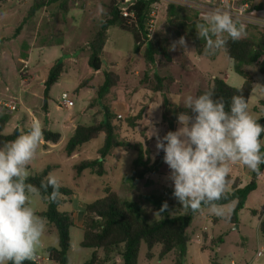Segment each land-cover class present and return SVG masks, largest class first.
<instances>
[{
  "label": "rangeland",
  "instance_id": "rangeland-1",
  "mask_svg": "<svg viewBox=\"0 0 264 264\" xmlns=\"http://www.w3.org/2000/svg\"><path fill=\"white\" fill-rule=\"evenodd\" d=\"M39 1L45 5L31 13L37 0H0V106L7 104L17 107L12 112L7 108L2 109L8 117L3 134L10 135L16 129L20 134L27 132L33 122H38L42 130L61 134L60 142L56 145L41 140L27 167L28 177L46 169L54 173L61 186L72 192L66 197L60 211L73 217L77 210H81L77 223L84 221L86 205L105 197L107 190L123 200L137 203L149 222L167 215L173 216L177 212L187 213L186 208L175 204L178 201L173 197L170 169L163 161L164 152H157L156 137H150L151 129L154 127L161 138L164 136V124L160 119L165 98L169 105L184 107V97L189 94L196 96L199 90H207L215 77L226 76V83L233 87L243 85V77L234 71L226 50L220 48L212 55H199L196 48L203 49V43L195 44L189 40L181 27L167 17L163 6L156 32H166L171 39L170 61L158 57L156 64H148L143 50L140 53L135 51L132 34L114 26L108 30L102 71L95 73L88 65L89 45L101 27L110 0H69L68 12L60 6L66 0ZM256 2L264 5V0ZM247 29V37L257 38L264 32L263 29ZM182 36L186 47L178 44ZM57 60L63 62L64 71L60 81L49 91L46 112L43 108L44 82ZM263 61L264 56L257 64L246 68L257 76V85L249 102V112L255 119L264 114V105L260 103L264 101V93L258 90V85L264 86V74L259 72ZM105 71L116 73L119 82L108 94L99 98L98 89L105 82ZM145 74H151L152 79L154 74L172 76L176 81L170 87L169 94L143 93L141 84L148 89ZM64 92L74 102L71 109L60 106ZM125 105L130 107V113ZM144 109L146 118L142 121ZM106 111L113 116L118 138L130 146L116 148L110 153L103 162L102 176L95 172L97 168L78 173L76 166L82 161L99 158L104 135L68 155L65 147L74 131L67 120L73 118L76 125H91L104 120ZM138 114L142 118L135 127H130L128 120ZM262 143L264 145V139ZM139 156L148 166L157 167L158 170L134 186L129 176ZM236 164L230 165L229 174L247 183L249 178L245 179V175L250 176L252 171L242 164ZM263 188L264 184L261 183L259 190L249 197L236 224L230 221L234 203L223 205L225 215L222 217L211 213L208 207L202 208L187 229L191 240L184 264H264V237L259 232L264 207H261L260 201H256V195ZM74 198L78 205H75ZM29 201L36 214L43 217L41 214L47 210V202L38 193H30ZM165 202L168 210L160 212ZM253 207L260 213L259 218L252 214ZM70 237L69 264H85L93 255L96 262L99 261L97 264H124L120 254L122 246L108 254L103 249L84 248L81 246L83 230L77 226L71 228ZM58 242L56 228L46 220L37 252L40 257L36 259L38 264H58L48 259L49 247H58ZM259 251L261 255L258 256ZM176 261L175 251L161 255L160 246L149 251L147 245L142 243L137 264H176Z\"/></svg>",
  "mask_w": 264,
  "mask_h": 264
},
{
  "label": "trees",
  "instance_id": "trees-1",
  "mask_svg": "<svg viewBox=\"0 0 264 264\" xmlns=\"http://www.w3.org/2000/svg\"><path fill=\"white\" fill-rule=\"evenodd\" d=\"M68 1L66 0L60 5L65 12L69 11ZM44 5V2L37 0V4L32 8L31 13L36 12ZM117 6L118 0H110L107 5L106 15L101 27L89 45V67L94 71L102 70L103 52L108 40V30L114 26L132 34L135 51L138 53L143 50V57L148 64H156L158 57H164L170 61L171 57L169 53L172 42L168 34L158 31L151 38H147L146 36L145 24L149 2L140 1L133 8L137 15V24L128 23V20L119 14ZM166 15L181 27L189 40H193L195 44L203 43L204 45V41L197 37L195 29V24L199 20L196 12L183 6L169 5L166 9ZM223 48L226 50L233 64L234 71L243 77V85L241 87H233L228 85L222 78L215 77L212 86L207 90H199L196 96L203 94L205 91L214 90L215 95L213 99L218 100L222 98L227 111L230 110L231 98L234 95H243L249 103L251 93L256 84V78L246 68L257 64L264 56V32H261L257 38L246 36L236 42L229 39ZM196 50L198 54L204 55L201 47H197ZM63 71V62L57 60L44 82L43 108L46 112L48 111L49 91L60 81ZM259 72L264 74V61L261 63ZM104 75L105 82L98 89L99 98L108 94L119 82V76L114 72L105 71ZM144 79L149 90L163 93L164 95L170 93V87L174 83L172 76H160L158 74H154L153 79L146 75ZM261 104L264 105V102H261ZM163 106L162 122L166 127L164 135L169 131H176L177 117L180 113L194 116V113L190 109L179 105H169L166 98ZM142 115L138 114L129 119L128 123L130 127H135L136 122L142 118ZM112 119V114L106 111L104 120L96 121L91 125H78L75 129L73 136L70 137L65 147L68 155L74 154L86 143L97 139L102 134L104 135L103 146L99 149V158L82 161L76 166L78 173L97 168L95 172L98 176H102L104 173L103 162L110 153L116 148L130 146V144L118 138ZM256 120L264 126V114ZM7 122V114L2 111L0 106V146L15 140L20 135L17 129L10 135H4L3 131ZM60 139L61 134L59 132L43 130L44 141L56 145L60 142ZM263 139L264 134L261 136V142H263ZM261 151L264 152V147H262ZM148 165L141 156L135 159L131 175L129 176V181L132 185H137L140 180L149 174L157 173V167ZM261 172H264V165H261ZM49 173L50 171L46 169L42 173L30 176L27 179V183L39 189L37 193L47 202V210L41 215L56 228L58 233V247H49L48 259L58 264H69L68 252L71 248L70 230L75 226V223L72 215L60 211V207L64 204L66 197L71 195L72 192L70 189L61 186L59 191L63 195L57 202H50L48 196L52 189L48 188L45 191L41 187V182ZM260 177L255 172H251L248 182L244 184L240 177L233 178L231 175L228 176L227 196L216 203L222 206L231 203L235 204L230 218L232 224L238 223L239 214L245 208L250 194L257 190ZM175 204L180 205L178 202H175ZM202 208H207V206H202ZM251 212L253 215L257 213L254 209H251ZM198 213L199 211L193 212L187 209V213L185 214L177 212L173 216L167 215L160 220L149 222L144 218L143 211L137 203L123 200L113 191L107 190L105 197L86 205L84 221L81 227L83 230L81 246L93 250L103 249L106 254L122 246L123 249L120 254L123 258V263L137 264L141 244L145 243L149 251L155 246H160L161 255H167L175 251L177 255L176 264H184L188 255V244L191 240L187 229L191 225L194 216ZM259 232L264 237V213L259 224ZM97 263L99 261L96 262V256L93 255L91 260L85 264ZM24 264H38V262L25 261Z\"/></svg>",
  "mask_w": 264,
  "mask_h": 264
},
{
  "label": "clouds",
  "instance_id": "clouds-1",
  "mask_svg": "<svg viewBox=\"0 0 264 264\" xmlns=\"http://www.w3.org/2000/svg\"><path fill=\"white\" fill-rule=\"evenodd\" d=\"M197 37L204 41L205 55L223 48L228 40L239 41L247 36L246 25L227 8L214 7L205 12L195 24ZM178 44L186 47L185 38ZM264 93V86L258 85ZM239 91V90H238ZM214 90L187 95L183 106L194 116L180 113V127L162 138L153 127L157 152L163 151V161L170 169L173 197L186 209L200 211L207 206L216 216H224V208L216 202L226 198L231 164H242L264 176V152L261 136L264 126L250 114L243 95L231 98L226 111L223 99H213ZM43 139V130L33 122L27 132L0 146V264H24L35 261L46 228V218L30 206L29 194L37 193L27 183V167ZM41 187L52 191L48 196L55 203L63 195L54 173H49ZM168 210L165 202L160 212Z\"/></svg>",
  "mask_w": 264,
  "mask_h": 264
},
{
  "label": "built area",
  "instance_id": "built-area-1",
  "mask_svg": "<svg viewBox=\"0 0 264 264\" xmlns=\"http://www.w3.org/2000/svg\"><path fill=\"white\" fill-rule=\"evenodd\" d=\"M140 1L149 2L145 24L147 38H151L156 33L162 16L163 6L164 11H166L169 5L183 6L191 9L196 12L198 19L211 8H227L235 17L245 23L246 29L257 28L264 30V7L260 6L256 0H118L117 8L119 14L127 19L130 24H137V15L133 8ZM60 106L67 109H71L74 106V102L69 99V95L66 92L61 95ZM6 108L12 112L17 107L7 104L1 106V109ZM74 199L76 200V198ZM75 202V205H78L77 200ZM76 213L80 215L82 212L81 210H77ZM259 255H261V251L258 252ZM39 259L40 257L37 256V260Z\"/></svg>",
  "mask_w": 264,
  "mask_h": 264
},
{
  "label": "crops",
  "instance_id": "crops-1",
  "mask_svg": "<svg viewBox=\"0 0 264 264\" xmlns=\"http://www.w3.org/2000/svg\"><path fill=\"white\" fill-rule=\"evenodd\" d=\"M264 6V5H263ZM141 52V51H140ZM139 52V53H140ZM200 55V54H199ZM201 56H203V55H201ZM105 62V61H104ZM232 66H233V64H232ZM100 71H102V70H100ZM100 71H96L95 73H99ZM254 74V73H253ZM146 75H148V76H151V74H145V76ZM255 75V78H256V84H255V87H254V89H253V91L255 90V88H256V85H257V76H256V74H254ZM145 76H144V78H145ZM174 78V77H173ZM222 78V77H221ZM225 78H226V76L225 77H223L222 79L225 81ZM231 79V78H230ZM142 81V80H141ZM176 80H175V78H174V82H175ZM226 82V81H225ZM243 83H244V79H243ZM242 83V84H243ZM213 84V83H212ZM212 84L209 86V87H211L212 86ZM140 89L142 90V92L144 93V91H145V93L146 92H153V91H151V90H146L145 89V87L141 84V87H140ZM252 91V92H253ZM155 93V92H154ZM156 93H159V92H156ZM251 95H252V93H251ZM251 97V96H250ZM249 102H250V99H249ZM261 102H264V101H261ZM260 102V103H261ZM248 105H249V103H248ZM125 107H126V109L128 110V112L130 113V107L129 106H126L125 105ZM145 118H146V111H145V109H144V113H143V119H142V121H144L145 120ZM161 120H163V116H161V119H160V121ZM67 121H69L70 122V124H72V130L75 132V129L77 128V126L78 125H82V124H78V125H76V124H74V121H73V118H71L70 120H67ZM48 124H49V121H48ZM180 127V125H179V123H178V120H177V129ZM162 128H163V132L165 133V131H166V127H165V125H162ZM176 129V130H177ZM170 171V170H169ZM169 174H170V172H169ZM229 175H231V174H229ZM233 178H235L236 176H234V175H231ZM246 176V178L245 179H248V178H250V176L249 175H245ZM261 183H263L264 184V176H261L260 177V179H259V182H258V188H257V190L256 191H254V192H252L251 194H250V196L253 194V193H256L258 190H259V188H260V184ZM249 196V197H250ZM249 199V198H248ZM248 201V200H247ZM256 201H260L261 203H262V205H261V207L263 208L264 207V188L262 189V191L260 192V193H258L257 195H256ZM247 204V203H246ZM252 209H256V207H253ZM263 213H264V210H263ZM262 213V214H263ZM79 214H76V213H74L73 214V220H74V223H75V226H77V227H79V228H81L82 227V222L83 221H79L78 223H77V219H79ZM256 216H258V218H259V216H260V213L259 212H257L256 213ZM210 238H213V236H210ZM222 242H223V239L221 240ZM219 249V247H217L216 248V250H218Z\"/></svg>",
  "mask_w": 264,
  "mask_h": 264
}]
</instances>
